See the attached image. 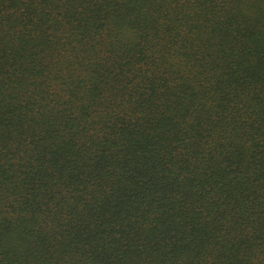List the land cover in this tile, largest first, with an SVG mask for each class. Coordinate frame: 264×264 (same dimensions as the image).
I'll return each mask as SVG.
<instances>
[{
  "label": "trees",
  "instance_id": "trees-1",
  "mask_svg": "<svg viewBox=\"0 0 264 264\" xmlns=\"http://www.w3.org/2000/svg\"><path fill=\"white\" fill-rule=\"evenodd\" d=\"M0 264H264V0H0Z\"/></svg>",
  "mask_w": 264,
  "mask_h": 264
}]
</instances>
